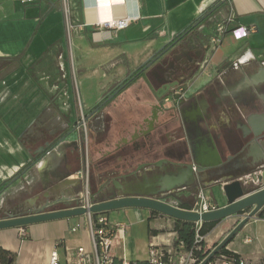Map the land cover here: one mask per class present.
<instances>
[{
    "label": "crops",
    "instance_id": "obj_1",
    "mask_svg": "<svg viewBox=\"0 0 264 264\" xmlns=\"http://www.w3.org/2000/svg\"><path fill=\"white\" fill-rule=\"evenodd\" d=\"M78 4V11L71 14L73 29L69 33L70 48L66 52V61L67 64L71 62L74 76L67 82L59 75L61 71L70 77V68L67 72L54 65L57 59L54 48L62 41L65 28L60 0H34L31 4H22L21 0H0V59L11 60L0 62L7 64L0 67V191L5 188L0 194V209L5 202L4 196L10 193L13 201L24 205L36 203L39 197L66 200L68 193L60 188L62 177L80 180L77 187L83 189L84 181L77 174L85 164L91 171V164L96 160L109 157L114 161V148L96 149L91 153L89 141L102 139L107 125L111 124L118 134L121 121L128 122L129 113L141 109L143 92L136 97L131 94L141 91L142 80L127 90L125 102L112 101L97 113L86 114L99 105L114 84L135 72L210 10H214L213 13L201 24L206 34L213 31L207 27L213 19L220 18L217 21L220 22L230 13L234 26L249 27L252 31L241 39L227 33L216 49H210L206 43L208 49L204 58L209 62L208 67L188 82L185 97L206 85L211 89L215 70L230 75L228 68L235 61L247 64L251 60V64L246 71H236L230 84H222L225 93L243 88L249 78L264 75V69L259 67L264 62V0H78ZM123 18H134L135 21L120 31L97 27L103 22ZM76 71L81 74L79 84L92 82L99 90L94 103L87 105L78 98L75 100L72 87H78ZM216 88L212 86L214 93ZM152 91L154 93V89ZM151 100L155 104L153 97ZM193 101L191 99L188 109L184 107L179 112L184 138L190 147L191 161L202 165L199 167L205 172L199 176L197 188H205L209 201L220 208L226 204L221 188L208 189L212 183L206 179V171L214 167L207 165L215 162L212 157H217L218 153L212 148V138L199 129L204 123L192 118L196 108ZM78 111L86 113L85 126L73 131L78 123ZM217 121L223 125L227 119ZM86 125L88 135L81 143L80 132L82 128L85 131ZM219 135L220 139L224 136L223 133ZM39 157L40 161L35 163ZM229 167L232 170L240 168ZM261 171L260 168L245 177L254 182L253 191L263 187L261 178H257ZM16 176L18 178L10 183ZM229 182L231 180L223 179L221 186ZM191 190L187 188L178 194L180 203H184L187 210H192L195 202V198L193 203L187 202L193 197ZM105 215L112 225L122 226L112 248L115 264H122L123 260L132 264L147 263L151 246L173 248L177 234L176 222L171 218L136 209ZM237 222L236 218H228L204 223L207 230L202 236L204 251L219 244ZM78 223L82 228L72 232L71 228ZM201 225L197 224L199 228ZM87 228L85 215L4 229L0 230V249L15 256L13 264H48L53 250L64 263L66 249L69 253L78 247L91 249ZM233 256L235 264L240 261L264 264V220L260 216L249 220L213 261L233 259Z\"/></svg>",
    "mask_w": 264,
    "mask_h": 264
},
{
    "label": "flooded vegetation",
    "instance_id": "obj_2",
    "mask_svg": "<svg viewBox=\"0 0 264 264\" xmlns=\"http://www.w3.org/2000/svg\"><path fill=\"white\" fill-rule=\"evenodd\" d=\"M189 38L190 35H186L177 42L184 44L178 51L159 57L156 53L149 59L146 69H137L125 76L104 94L97 112L112 101L125 102L127 90L136 81L142 80L141 109L129 113L130 120L121 121L118 125L119 136L114 144V165L91 164L90 177L88 174V183L90 179L92 185L90 193L88 192L90 202L117 197L122 193L124 184L141 181L143 178L149 179L193 163L179 117V112L189 108L191 99L194 100L193 104L196 107L192 118L204 123V127L199 129L212 138V148L218 153V158L212 157L215 162L207 165L214 166L206 171L207 182L213 183L212 180L219 176L232 181L243 173L251 171L252 166H261V170H264V75L259 74L255 79L249 78L248 83L242 85L243 88L232 89L228 91L229 93H225L222 84H230L236 71H246L248 69L246 67L251 64V60L247 64L235 61L228 68L230 75L215 70L210 84L217 87L216 93L212 91V86L208 89L206 85L186 98L188 82L198 72L204 71L209 64L204 58L208 49L206 43L200 45L194 40L188 44ZM259 67L264 69V62H261ZM174 82L179 84L165 96L156 97L160 87ZM149 95L155 97V104ZM136 96L138 92L131 94V97ZM175 96L177 98H174ZM157 107L159 109L156 110ZM154 111L156 118H153ZM91 112L86 115H90ZM225 117L226 123L223 125L217 123V120ZM220 133L224 134L222 139ZM193 166L202 165L196 163ZM229 166H240V168L232 170ZM202 173L205 172H200L194 185L190 187L191 192L198 186L199 176ZM180 191L182 190L159 193L156 198L160 200L176 197ZM79 194L68 195L66 200L39 197L36 203L25 205L27 209L17 215H27L39 208L51 210L68 204H78ZM5 213L7 212L2 211L0 218L5 217Z\"/></svg>",
    "mask_w": 264,
    "mask_h": 264
},
{
    "label": "water",
    "instance_id": "obj_3",
    "mask_svg": "<svg viewBox=\"0 0 264 264\" xmlns=\"http://www.w3.org/2000/svg\"><path fill=\"white\" fill-rule=\"evenodd\" d=\"M213 11L214 10H211L204 16V18L211 15ZM186 35H190L189 40H187L188 44L194 40L198 41L200 45L206 43V39L202 34V26L200 25V27L194 32H182L174 38V41L172 39L164 48L157 52L159 54L158 57L181 49L184 44L177 42L186 37ZM148 63L149 60L143 64L142 70L148 67ZM178 84L179 83L174 82L163 85L157 90L156 97L161 98L165 96ZM174 98H177V96ZM98 108L99 107L91 110V114L97 112ZM157 109L159 108L157 107L156 110ZM153 118H156V111L153 112ZM80 125L81 123L76 122L73 131L80 127ZM253 138L256 139L257 137ZM61 141L62 139L59 140V142ZM41 157L37 158L35 163H38ZM193 164L196 163L193 162L188 166H181L175 169V171L156 175L149 179L143 178L141 181L124 184V189L119 196L107 200L96 201L89 208L78 207L77 204H68L61 209H35L27 215L15 216L13 214L5 213V217L0 218V230L23 228L43 222L64 220L85 215L112 213L126 209L148 210L176 221L190 222L194 224L218 222L228 218H236L238 222L234 228L219 244L206 253V257L201 262V264H209L220 254L221 250L229 244L249 220L253 219L255 216L261 215V208L264 206V170L261 174L263 187L257 191H253L254 187H256L254 182L247 180L245 177L256 172L261 166H252L253 168L251 172L243 173L238 178L224 184L223 186H221L223 179H225L223 176L213 179L212 187L221 188L220 190L223 193L226 204L223 207L216 208L209 212L199 213L173 207L156 198L159 193L163 194L175 190H186L194 185L198 178V174L204 172V170L199 166H193ZM17 178L18 177L11 180L10 183L12 181L14 182ZM59 182L61 190L67 192L69 196L77 195L83 190L81 186L80 188L77 187V184H81V181L78 179L68 180L66 176H64ZM114 184L117 186L116 182ZM155 188H158V190H155ZM3 189L0 191V194L4 191Z\"/></svg>",
    "mask_w": 264,
    "mask_h": 264
},
{
    "label": "built area",
    "instance_id": "obj_4",
    "mask_svg": "<svg viewBox=\"0 0 264 264\" xmlns=\"http://www.w3.org/2000/svg\"><path fill=\"white\" fill-rule=\"evenodd\" d=\"M67 1L60 0L63 5V12L65 15V30L67 33L73 29V26L69 24L68 21V10H67ZM224 1V0H220ZM34 0H21L22 4H31ZM135 21L134 18H123L115 19L99 24L97 27L120 31L128 27L130 23ZM252 31V28L244 26H234L233 24V15L230 13L225 19L215 24V31L210 39V44L213 49L218 48L225 35L230 33L234 38L241 39L249 35ZM74 76V72H73ZM80 127L85 126L84 119L81 118ZM79 176L85 184L82 192L79 194V201L77 206L82 208H89L92 203L89 202L88 198V165L85 164V167L78 172ZM195 202L191 211L203 213L215 210L217 207L209 201L208 197L204 194L202 189H199L195 194ZM161 202L166 203L170 206L180 208V200L178 196L168 197L160 199ZM261 219L264 220V206L261 208ZM87 225H88V235L91 242V249L86 250L84 247H78L73 252L69 253L68 249L66 259L64 263L59 261L56 251H52L49 255L48 264H115V258L112 255V248L115 243V237L117 231L122 229L120 225H112L107 216L103 214H98L94 218L92 215L87 216ZM82 228L81 223L76 224L71 228L72 232ZM118 229V230H117ZM199 227L196 224V230ZM203 241V237L195 234L194 245L195 250H200L198 246ZM206 252H204V258L206 257ZM203 259H195L192 255V251H184L182 242L178 243L177 249H164L155 246H151L148 251L147 262L149 264H201ZM214 260V259H213ZM211 261L209 264H235L233 259L223 258L219 262ZM122 264H132L126 263L123 260ZM238 264H246L243 261H240Z\"/></svg>",
    "mask_w": 264,
    "mask_h": 264
},
{
    "label": "rangeland",
    "instance_id": "obj_5",
    "mask_svg": "<svg viewBox=\"0 0 264 264\" xmlns=\"http://www.w3.org/2000/svg\"><path fill=\"white\" fill-rule=\"evenodd\" d=\"M60 4L62 5V3L60 2ZM78 7H79V4H78V0H68L67 1V10H68V21H69V24H71L72 22V15L74 13H76L78 11ZM62 13L63 12V5H62ZM72 14V15H71ZM64 18H63V22H64V26H65V15H63ZM220 20L219 19H213L211 23H209V25L207 26L208 27V30H213L211 34H206L203 29H202V34L203 36L205 37L206 39V43L210 44V39L212 38V35L214 34V31H215V24L217 23V21ZM65 29V28H64ZM63 29V33H62V41L59 43V45L54 48V51L56 53V63L54 64L59 70H61V68L63 67L67 72L69 71L68 69L70 68V77L69 75H64L63 72L60 71V75H59V78L62 80V81H66L68 82V78L72 79V76H73V66L71 64V62H68L67 64V61H66V52H68L69 48H70V43H69V33H67L66 31H64ZM71 36H73V32L71 34ZM226 36V35H225ZM210 49H212V47L210 46L209 47ZM7 65L6 63H0V67L1 66H5ZM77 69V68H76ZM75 75H76V78L78 79V87L77 85L74 86L73 85V93H74V98L75 100L77 101V98L78 100H82L84 104H87L89 105L90 103H94L98 97H99V90L97 89V87L95 86L94 83L92 82H85L84 85H82L81 83L79 84V80L81 78V74H78L77 71L75 72ZM98 76L100 77V73L98 74ZM99 77H96V80L99 81ZM97 81V83H98ZM138 94H142L141 91H138ZM68 96L69 98H72L71 97V93L68 91ZM80 102V101H79ZM79 104V103H78ZM86 113H81L80 111H78L77 113V120L78 122L81 121V118L83 119H86ZM84 128V127H83ZM82 128V131L80 132V139H81V143L84 142L86 136L88 135V131H89V128H88V125H86V129L84 131V129ZM90 166V165H89ZM91 171L90 169H88V174H89V177H90V174ZM261 174L262 172H259L257 178H261ZM83 188H85V184L83 186ZM88 192L90 193L91 189H92V185H91V182H90V179H89V183H88ZM197 188V187H196ZM194 188L192 194H193V197L190 199V200H187L188 203H193L194 201V197H195V194L196 192L199 190V188ZM213 187L210 186L208 189H212ZM202 189V188H200ZM204 194L206 195L207 194V190L205 188L202 189ZM208 195V194H207ZM209 196V195H208ZM4 204L1 205V209H0V216L2 214V211H5L9 214H13V215H17L18 213H22L24 212L27 207L18 202L16 203L15 201H13L11 198H13V195L12 193H10L9 195H6L4 196ZM90 202V200H89ZM90 203H93V202H90ZM3 206V207H2ZM88 216V215H86Z\"/></svg>",
    "mask_w": 264,
    "mask_h": 264
},
{
    "label": "trees",
    "instance_id": "obj_6",
    "mask_svg": "<svg viewBox=\"0 0 264 264\" xmlns=\"http://www.w3.org/2000/svg\"><path fill=\"white\" fill-rule=\"evenodd\" d=\"M209 12H207V14ZM206 19H207V17L206 18H204V16L201 17L200 19L195 21L192 25H190L184 32H186V31H189V33L194 32L198 27H200L201 24H203V22ZM9 61H11V60L10 59L9 60L0 59V62H9ZM142 66L139 67L138 70L141 69ZM153 98H154V100H156L155 97H153ZM98 106H96L95 108H97ZM111 109L113 110L114 107H111ZM117 138H118V134L115 132L113 125L112 124L107 125L106 132L102 135V139H100L99 141H94V140L89 141V150L91 153L94 152L96 149H108V150L111 149V150H113L114 144H115ZM94 163H100V164L101 163H107L109 166L114 165L113 159H111L109 157H105L104 159H102L100 161L96 160V161H94ZM61 208H63V206L57 207L55 209H61ZM180 208L186 209V210L188 209V208H186V205L184 203H180ZM105 214H107V213H104L103 215H105ZM154 214H156V213H154ZM95 216L96 215H92V218H94ZM175 222H176L175 231H176L177 237L173 241V245H172L173 249L176 250L178 243L182 242L184 251H186V252L192 251L193 257L197 260L203 259L204 258V252H206V253H208V252L204 251L203 246H202V242L198 245L201 249L199 251L195 250L194 238H195L196 233L200 236H204L207 233V230L204 229V223L200 226V228L198 230H196V224H194V223L176 221V220H175ZM223 251H224V249L221 250L220 254H222ZM233 259H234V261H236L235 256H233ZM14 261H15L14 255L0 249V264H13ZM136 264H149V263L148 262L147 263L146 262H137Z\"/></svg>",
    "mask_w": 264,
    "mask_h": 264
}]
</instances>
